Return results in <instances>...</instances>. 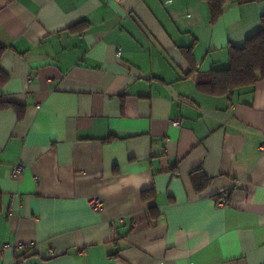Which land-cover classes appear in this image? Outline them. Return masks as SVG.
<instances>
[{
    "label": "crops",
    "instance_id": "crops-1",
    "mask_svg": "<svg viewBox=\"0 0 264 264\" xmlns=\"http://www.w3.org/2000/svg\"><path fill=\"white\" fill-rule=\"evenodd\" d=\"M262 15L264 0L213 22L206 0H0V264L16 242L36 245L17 264H264V79L197 85Z\"/></svg>",
    "mask_w": 264,
    "mask_h": 264
},
{
    "label": "trees",
    "instance_id": "trees-1",
    "mask_svg": "<svg viewBox=\"0 0 264 264\" xmlns=\"http://www.w3.org/2000/svg\"><path fill=\"white\" fill-rule=\"evenodd\" d=\"M206 1L213 22L222 13L226 0ZM2 76L0 70V79ZM259 78L264 79V15L261 16V27L255 34L248 37L241 47H231L229 65L199 74L197 85L211 94L222 95L236 88L251 86Z\"/></svg>",
    "mask_w": 264,
    "mask_h": 264
},
{
    "label": "built area",
    "instance_id": "built-area-1",
    "mask_svg": "<svg viewBox=\"0 0 264 264\" xmlns=\"http://www.w3.org/2000/svg\"><path fill=\"white\" fill-rule=\"evenodd\" d=\"M115 1L116 2H119L120 0H115ZM175 123L176 124H179L180 122H179V120H176ZM259 149L262 152H264V141H262V142L259 143ZM22 168H23L22 163L18 162L16 164H14L11 167V175H12V177L17 178L20 175V173L22 171ZM33 180L36 182L38 180V178L34 176L33 177ZM224 203H225V200H221L219 202V205H223ZM88 204L90 205V207L92 209L99 211V210L102 209L103 201H102V199L99 196H92V197H90L88 199ZM11 246H12L13 250L16 251V257L19 258L21 252H25L26 253V252H29V251H33L36 245H34V244L29 245L28 246L29 247L28 248L29 249L28 251L26 249V245H24L23 243L16 242V243H13ZM47 254L49 256H54L55 252H54L53 249H50L47 252ZM18 258L15 259L14 264H17V259Z\"/></svg>",
    "mask_w": 264,
    "mask_h": 264
}]
</instances>
